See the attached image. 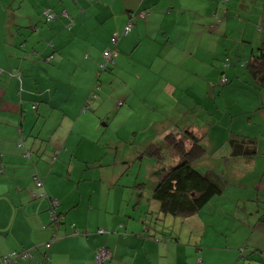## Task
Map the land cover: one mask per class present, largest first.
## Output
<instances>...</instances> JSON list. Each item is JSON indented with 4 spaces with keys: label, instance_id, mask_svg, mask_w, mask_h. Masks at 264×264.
I'll list each match as a JSON object with an SVG mask.
<instances>
[{
    "label": "crops",
    "instance_id": "1",
    "mask_svg": "<svg viewBox=\"0 0 264 264\" xmlns=\"http://www.w3.org/2000/svg\"><path fill=\"white\" fill-rule=\"evenodd\" d=\"M143 9L149 15L141 17ZM46 11L54 20L45 21ZM129 23V33L116 43V71L129 65L133 81L137 86L147 81L152 98L145 106L152 114L147 122L140 126L136 119L127 128L132 151L143 161L144 148L157 145L169 160L155 162L152 179L137 178L135 201L127 196L118 202L116 194L104 190V175L75 171L71 164L66 184L64 168L53 174L52 166L74 157L84 158L87 167L96 162L85 152L94 151L90 144L98 147L108 125L101 122L105 116L95 119L100 131L95 137L86 132L92 123L88 118L87 125L75 129L78 109L86 113L97 94L91 89L78 93L73 83L81 73L89 81L103 77L101 51L111 48L110 36ZM261 25L264 0H0V179L7 169V185H0V256L25 249L30 256L9 264H38L45 256V264H96L94 249L104 245L112 255L105 264H264L263 92L247 84L246 89L226 87L234 78L249 77L235 61L221 64L226 43L234 48L244 40L256 46L253 37ZM221 96L222 105L216 102ZM246 99L247 105H240ZM220 110V125L212 124ZM185 127L205 131V154L196 165L211 179L216 176L221 188L188 219L163 215L151 196L160 173L180 159L163 147L164 137ZM232 131L256 138L253 159L230 155ZM115 136L122 138L118 132ZM47 151H53L50 166L44 161ZM36 178L42 186H36ZM51 200H57L55 211L62 216L56 227ZM124 201L133 213L125 212ZM53 234L57 239L45 248Z\"/></svg>",
    "mask_w": 264,
    "mask_h": 264
},
{
    "label": "rangeland",
    "instance_id": "2",
    "mask_svg": "<svg viewBox=\"0 0 264 264\" xmlns=\"http://www.w3.org/2000/svg\"><path fill=\"white\" fill-rule=\"evenodd\" d=\"M7 9V6H6ZM41 24L45 26V24L41 21ZM27 32H29V29H27ZM238 36V34H237ZM222 46V45H221ZM226 49H229L228 52L224 53V58H229L230 63H234V61L238 60L237 63H240L241 60H245L250 50L246 51V56H243L242 49H236L238 45H235L234 48H231L230 45H227ZM79 47V46H78ZM110 48H107L101 51V57L104 61L105 58H103L104 51L109 50ZM88 58L91 60L93 57L89 54V52H85ZM239 56V57H238ZM241 57V58H240ZM116 63V60H115ZM115 63L111 66L110 64L107 66L109 67L106 69V73L102 74V78H98L97 80L89 81L87 80V77L82 76V73L80 74V79L76 83L74 82L73 85L76 87L74 90H76L78 93L84 90H93L96 92L97 97H94V101L90 103L91 107L90 109H85L86 113L82 112L81 107L78 109V112L76 114V120L78 119V122L75 126L76 128L81 127V125L84 123L85 125L88 124L89 120L92 121L90 127L86 132L90 137L97 136L100 131H98V125L96 124V120L98 117H104L102 119L103 126L107 123L108 129L105 133V136L103 139L99 140L98 147L95 145L91 148L94 151H87L85 152V155L87 156L90 161H96L92 164H89L88 167L85 164L84 158H77L74 157L72 161H66L61 163H54L52 166V173L55 174V171L61 170L64 168V183H68L65 181V179H68V167H71V164L73 166V170L79 171L84 170V173L87 174L88 171L90 172H96L101 175H104L107 181L104 183L106 184V187L104 188L107 193L112 196V194H116L117 201L119 202L120 197H124L126 199L127 196H131L133 198V201H135V183L137 181V178L140 180L143 179H152L153 178V167L156 165L154 159L152 156L144 155L143 161L139 158H135L134 152L132 151L134 145L131 142L132 133L127 128H132L136 122V119L139 121L140 126H143L145 122H147V119L152 115L147 112L145 106L151 101V97L147 96V81H142L138 86L137 82L133 81V74L131 67L129 65H125V68L123 69V66L120 67L122 69L121 73L120 71H116V65ZM2 64V63H0ZM3 65V64H2ZM239 66V65H238ZM4 67V66H3ZM239 68V67H238ZM220 70H217V75ZM107 75V78L105 80L104 76ZM236 80H239L240 82H235L232 80L226 87L229 86H236L239 87L245 86L246 82L241 79L237 78ZM93 83H96L93 85ZM218 86L221 88V84L217 82ZM93 86V87H92ZM96 87V90H94ZM224 87V86H223ZM101 88V89H100ZM100 89V90H99ZM103 89L105 90V93L103 92ZM99 90V91H98ZM104 95V96H103ZM102 99H105L103 102V105L99 108L98 104L101 103ZM241 99V98H240ZM211 101V100H210ZM204 104H209L208 98H205L203 100ZM216 102H219L220 105H222V96L216 100ZM240 105L245 106V102H241ZM74 109V108H73ZM73 111V110H72ZM221 114V110L217 113V118H214L212 121V124H219L220 120L218 117ZM80 115L81 117L79 118ZM134 115V116H133ZM157 116V115H156ZM89 120H88V119ZM75 119V118H74ZM73 119V120H74ZM87 120V123H86ZM54 124V123H53ZM95 124V126H94ZM41 122H38V124L35 126V131L38 127H40ZM45 130H43L44 132ZM118 132L119 135H122V138L120 141H116L115 133ZM142 135L138 136V139L141 140ZM90 143V142H88ZM21 144V143H20ZM83 144H86L85 141H83ZM42 145V149H45L46 142H44ZM96 151V152H95ZM53 152V151H52ZM51 151H47L44 155L45 162L50 165H52V156L53 153ZM49 153V154H48ZM143 154V153H141ZM129 155V158L126 157ZM163 157L166 158V160H169L166 152H163ZM29 157L26 155L23 156L24 161L23 163L26 164ZM36 160V159H35ZM52 160V161H51ZM163 160V159H162ZM35 163H38L35 161ZM43 163V162H42ZM40 163V164H42ZM154 165V166H153ZM162 165L164 166V160L162 161ZM157 167V166H156ZM30 168H34L32 164L30 163ZM87 168H90L89 170H86ZM35 169V168H34ZM141 172V173H140ZM143 172L146 173L145 177H139ZM138 173L139 176H138ZM5 177L1 178L0 185H7V169L5 172ZM114 175V180L112 183H110V178ZM213 179H217L216 176H213ZM74 176L70 179H73ZM60 180V179H58ZM147 181V180H146ZM139 181L138 185L140 184ZM128 185H131L132 188H128ZM148 186V185H147ZM150 186V185H149ZM119 188V189H118ZM134 188V189H133ZM129 189V191L127 190ZM7 196V194H5ZM121 200V199H120ZM125 206V212L127 213H133V207L129 206L131 204H127V201L123 202ZM157 223H162L163 218H158L156 220ZM168 225V224H167ZM264 263V262H263Z\"/></svg>",
    "mask_w": 264,
    "mask_h": 264
},
{
    "label": "trees",
    "instance_id": "3",
    "mask_svg": "<svg viewBox=\"0 0 264 264\" xmlns=\"http://www.w3.org/2000/svg\"><path fill=\"white\" fill-rule=\"evenodd\" d=\"M141 13H144V15L141 16ZM45 15V21L54 20V14L50 12L47 13L46 11ZM139 15L145 17L149 15V12L143 9L140 11ZM125 27L121 33H113L117 34L115 42L112 41L113 34L110 36V50L117 52L116 43L119 37L121 35H127L132 25L127 32H125ZM253 36L254 34H252V37ZM256 36L253 37V40L257 39V41H259L256 46L252 47L251 45L253 43L251 41L242 40L241 42L237 41V45H247L249 48L247 47L246 50H244L243 48L237 47L236 49H242L243 56H246V51L250 50L248 57L245 60L240 59L241 62L239 64L242 68L244 67L249 77V79L246 80L247 82L245 81V84H247V86H252L257 92L262 91L263 95H259V98L262 99V97H264V26H259V31ZM228 44L229 43H226L224 48L226 52L229 50L226 49ZM102 63L103 61L101 64ZM221 64H223L224 67L231 65L229 58H223ZM104 69H108V67ZM220 82L222 85L229 83L228 78L224 74L221 75ZM243 88L246 89V86H243ZM247 101L246 99L245 103ZM260 107L263 109L264 104L262 103ZM203 137H205V131L196 132L192 127H185L176 134L170 133L164 137L165 145L163 147H169L168 149L174 150L180 159L160 173L157 182L152 186L151 196L159 203V208L163 215L185 219L191 218L199 213L215 196L221 193L219 183L208 177L204 171H201L196 165V160L200 159L205 154V149L201 144ZM186 140L189 141L188 145H186ZM19 141L21 143V138ZM227 143L232 157L238 156L253 159L257 152L256 138L245 134L234 133L232 131L227 138ZM143 154L152 156L155 162L163 158V153L157 145L150 144L146 146L143 150ZM57 216L60 217L61 223V214L57 213ZM157 232L161 233L160 229H158ZM157 240L159 241V239ZM165 240L167 239H162V241ZM98 248H104L109 252L108 257L101 263L105 264L112 257L111 251L104 245H98L97 248L94 249V260ZM263 253L264 248L261 250V257L264 261ZM2 256L3 255L0 256V259ZM198 261L200 262V260ZM95 263L98 264L96 261Z\"/></svg>",
    "mask_w": 264,
    "mask_h": 264
},
{
    "label": "built area",
    "instance_id": "4",
    "mask_svg": "<svg viewBox=\"0 0 264 264\" xmlns=\"http://www.w3.org/2000/svg\"><path fill=\"white\" fill-rule=\"evenodd\" d=\"M143 15H144V13H141V16H143ZM49 17H50V15H49ZM130 27H131V24H128L125 27V32L129 31ZM116 38H117V34L115 33V34H113L112 41L115 42ZM116 55H117V52L114 51V50H110L109 49L107 51H104L103 58H105V59H104L103 63L100 64V68L104 69L109 64L110 65L113 64ZM35 184H36L37 187L42 186L41 181L38 180V179H36V183ZM33 196H35L34 193H33ZM57 206H58L57 200H51V207H50L49 213H50L52 225L54 227H56L60 223V217L57 216V213L55 211ZM98 232L99 233H103L104 230H99ZM56 239H57V236L55 234H53L51 240L49 242H46V244H44L45 248H49L50 244L52 243V241H54ZM108 255H109V252L106 249L98 248L96 250L95 261L98 264H101L102 261L105 260L108 257ZM28 256H30L28 250H20V251L13 250V251H10V252L4 254L1 257L0 264H9L10 262H16L19 259H24V258H26ZM263 256H264V253H263ZM47 260H48V257L45 256L43 262L42 263H38V264H45Z\"/></svg>",
    "mask_w": 264,
    "mask_h": 264
}]
</instances>
